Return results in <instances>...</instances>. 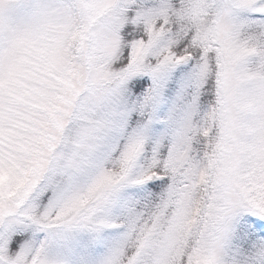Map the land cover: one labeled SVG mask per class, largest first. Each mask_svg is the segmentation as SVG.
<instances>
[{
    "label": "snow or ice",
    "instance_id": "snow-or-ice-1",
    "mask_svg": "<svg viewBox=\"0 0 264 264\" xmlns=\"http://www.w3.org/2000/svg\"><path fill=\"white\" fill-rule=\"evenodd\" d=\"M0 264H264V0H0Z\"/></svg>",
    "mask_w": 264,
    "mask_h": 264
}]
</instances>
